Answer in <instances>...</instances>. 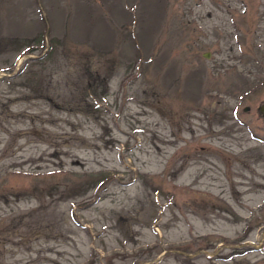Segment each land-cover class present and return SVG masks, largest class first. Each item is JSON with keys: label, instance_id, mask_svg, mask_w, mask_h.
<instances>
[{"label": "rangeland", "instance_id": "rangeland-1", "mask_svg": "<svg viewBox=\"0 0 264 264\" xmlns=\"http://www.w3.org/2000/svg\"><path fill=\"white\" fill-rule=\"evenodd\" d=\"M0 264H264V0H0Z\"/></svg>", "mask_w": 264, "mask_h": 264}, {"label": "water", "instance_id": "water-1", "mask_svg": "<svg viewBox=\"0 0 264 264\" xmlns=\"http://www.w3.org/2000/svg\"><path fill=\"white\" fill-rule=\"evenodd\" d=\"M206 57V56H205Z\"/></svg>", "mask_w": 264, "mask_h": 264}]
</instances>
